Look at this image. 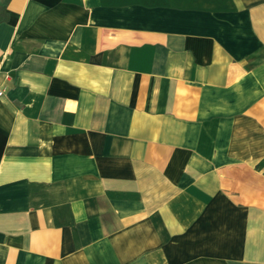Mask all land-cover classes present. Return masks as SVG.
Instances as JSON below:
<instances>
[{"label": "crops", "instance_id": "1", "mask_svg": "<svg viewBox=\"0 0 264 264\" xmlns=\"http://www.w3.org/2000/svg\"><path fill=\"white\" fill-rule=\"evenodd\" d=\"M0 71V264H264V0H0Z\"/></svg>", "mask_w": 264, "mask_h": 264}, {"label": "built area", "instance_id": "2", "mask_svg": "<svg viewBox=\"0 0 264 264\" xmlns=\"http://www.w3.org/2000/svg\"><path fill=\"white\" fill-rule=\"evenodd\" d=\"M1 73V71H0ZM9 79V77H7V80ZM6 94V89L5 88H0V99H2Z\"/></svg>", "mask_w": 264, "mask_h": 264}]
</instances>
